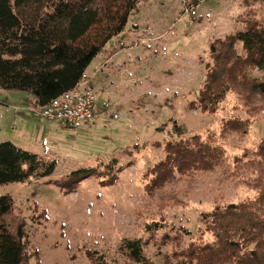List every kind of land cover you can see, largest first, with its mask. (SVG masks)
Returning a JSON list of instances; mask_svg holds the SVG:
<instances>
[{"label": "rangeland", "instance_id": "obj_1", "mask_svg": "<svg viewBox=\"0 0 264 264\" xmlns=\"http://www.w3.org/2000/svg\"><path fill=\"white\" fill-rule=\"evenodd\" d=\"M252 22L264 26L263 0H140L125 30L109 43L135 44L120 55L134 60L114 80L111 99L117 104L96 122L78 128L34 116L26 109L31 99L26 92L0 90V141L57 160L50 176L0 186V194L11 195L15 212L26 219L42 264H92L88 251L102 255L104 264H138L121 253L124 238L146 242L145 253L153 262L163 263L164 254L174 261L172 253L179 247L200 236L209 238L202 213L255 194L229 174L235 156L255 149L264 138V111L253 119L248 134L231 132L223 137L224 120L248 118L241 98L229 93L212 114L191 105L198 100L207 64L213 63L211 44ZM193 134L213 137V143L225 147L226 161L214 170L177 178L167 190L185 193L179 195L184 202L160 208L144 191V173L164 159L168 140ZM100 165L110 174L120 169L113 185L88 178L76 192H65L61 184L67 175ZM152 221L167 227L148 233L146 224ZM179 231L184 234L180 246L173 240L162 245Z\"/></svg>", "mask_w": 264, "mask_h": 264}, {"label": "trees", "instance_id": "obj_2", "mask_svg": "<svg viewBox=\"0 0 264 264\" xmlns=\"http://www.w3.org/2000/svg\"><path fill=\"white\" fill-rule=\"evenodd\" d=\"M139 1L0 0V90L23 91L46 105L77 88L86 80L95 58L125 30ZM210 55L213 63L207 64L198 100L191 105L212 114L229 93L237 94L247 107L248 118L224 120L220 135H246L253 119L264 111V74L254 75L264 73V26L252 22L242 31L216 39ZM164 152V159L144 173V191L160 208L184 202L179 195L185 193L167 190L177 178L214 170L226 161L225 147L200 134L170 139L164 144ZM56 167L54 158L0 141V186L50 176ZM119 172L117 169L110 174L111 170L105 171L101 165L80 168L67 175L61 185L66 193L76 192L88 178L111 186ZM229 175L255 194L202 213L209 238L200 236L179 247L172 253L174 261L164 254L160 264H264V138L255 149L246 148L235 156ZM45 212L43 209L40 216ZM166 227L163 222L152 221L146 224V231L155 234ZM184 232L191 234L186 229ZM172 240L180 246L184 234L179 231L162 245ZM145 243L124 238L121 253L138 264H159L147 257ZM88 256L92 264L105 262L97 252L88 251ZM32 259L42 264L38 249L29 239L27 221L15 212L13 197L0 194V264H31Z\"/></svg>", "mask_w": 264, "mask_h": 264}, {"label": "built area", "instance_id": "obj_3", "mask_svg": "<svg viewBox=\"0 0 264 264\" xmlns=\"http://www.w3.org/2000/svg\"><path fill=\"white\" fill-rule=\"evenodd\" d=\"M26 109L36 117L78 128L83 124L96 122L98 118L96 89L92 81L86 79L77 88L46 105H41L35 97H31Z\"/></svg>", "mask_w": 264, "mask_h": 264}, {"label": "crops", "instance_id": "obj_4", "mask_svg": "<svg viewBox=\"0 0 264 264\" xmlns=\"http://www.w3.org/2000/svg\"><path fill=\"white\" fill-rule=\"evenodd\" d=\"M135 27L137 28L138 26L135 25ZM120 35L116 37H119ZM109 43L106 46V48L100 53L103 55L102 58L98 60L94 65L91 64L93 66L89 71L87 70L86 78H85V79H90L96 89L97 102H98V110H97L98 118L103 113L110 110L112 108V105L115 104V102L117 104V101H112L111 99V95L115 91L114 80H116L117 78H120V73L122 72V68L126 67L127 63H130L134 60L133 58H130L129 56L126 58H120V55L126 51V48L135 47V44L134 46L130 45L126 47V45L110 46ZM128 58H130L131 60H128ZM128 70L130 71L131 69L128 68ZM125 83L127 82H124L123 84ZM102 100L104 101L101 103ZM100 104L103 107H101Z\"/></svg>", "mask_w": 264, "mask_h": 264}]
</instances>
